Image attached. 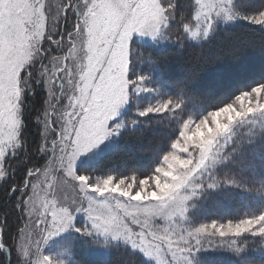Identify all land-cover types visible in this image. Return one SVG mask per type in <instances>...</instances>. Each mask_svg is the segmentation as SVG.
<instances>
[{
	"label": "snow or ice",
	"instance_id": "1",
	"mask_svg": "<svg viewBox=\"0 0 264 264\" xmlns=\"http://www.w3.org/2000/svg\"><path fill=\"white\" fill-rule=\"evenodd\" d=\"M241 19L264 29V0H0V264H81L75 234L141 264H264V82L197 117L212 84L170 63ZM109 140L154 165L78 168ZM218 194L258 206L197 221Z\"/></svg>",
	"mask_w": 264,
	"mask_h": 264
},
{
	"label": "trees",
	"instance_id": "2",
	"mask_svg": "<svg viewBox=\"0 0 264 264\" xmlns=\"http://www.w3.org/2000/svg\"><path fill=\"white\" fill-rule=\"evenodd\" d=\"M258 0H245L248 8L256 6ZM264 29L247 21L236 25L221 26L203 49L192 48L181 56L170 57V63L181 61L189 70L197 72V82H211L210 88L199 87L203 93L204 104L188 105L186 112L199 116L207 107L226 102L242 89H248L258 82H264ZM196 57H201L198 66ZM145 71L147 69H144ZM154 75V79H156ZM163 135L161 150L167 147V140L174 133L166 125L158 126ZM166 133V135H165ZM120 141L102 155L93 166L81 164L79 168L94 171L97 175L114 172L128 175L136 168L139 173H146L155 163L152 153L120 151ZM259 171V170H258ZM247 205L258 206L250 196L244 194H218L204 201L195 219L197 221L220 216L232 218L238 211L243 212ZM13 221L15 216L12 217ZM77 258L81 264H141L142 257L132 253L126 246H96L86 238L77 237ZM209 264H229L228 254L215 252L208 256ZM259 264V262H257Z\"/></svg>",
	"mask_w": 264,
	"mask_h": 264
},
{
	"label": "rangeland",
	"instance_id": "3",
	"mask_svg": "<svg viewBox=\"0 0 264 264\" xmlns=\"http://www.w3.org/2000/svg\"><path fill=\"white\" fill-rule=\"evenodd\" d=\"M239 21H245V20H238L236 22H234L233 24L229 25H236ZM248 22V21H247ZM224 26V25H221ZM219 26V27H221ZM218 27V28H219ZM147 38L146 37H140L138 35H134L133 40L139 43H143ZM118 143L117 140H109V141H105L103 144H101L100 146H98L95 149H92L89 153L85 154L84 156L81 157V161H83V163L78 162V168L81 164H85L86 166H93L97 160L104 155L106 152L110 151L116 144ZM79 219V218H78ZM76 237L79 238V234H75ZM54 241L50 242L47 246H46V251H50V252H57L59 250V246L58 244ZM118 245H124V243L122 241H113L110 243V245L108 246H118ZM127 247V246H126Z\"/></svg>",
	"mask_w": 264,
	"mask_h": 264
}]
</instances>
